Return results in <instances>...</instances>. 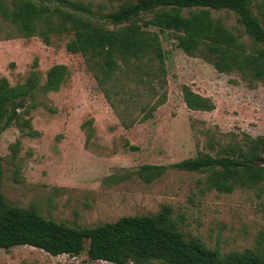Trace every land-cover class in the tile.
Returning <instances> with one entry per match:
<instances>
[{"label":"rangeland","instance_id":"rangeland-1","mask_svg":"<svg viewBox=\"0 0 264 264\" xmlns=\"http://www.w3.org/2000/svg\"><path fill=\"white\" fill-rule=\"evenodd\" d=\"M214 16L229 28L238 26L234 13L214 12ZM72 39L73 35H55L47 45L38 37H0V77L13 86L25 83L36 63L42 83L53 66L69 69L59 92L39 94L36 109L0 136L2 191L8 202L21 208L35 206L46 219L77 228H95L123 217L154 216L169 206L172 219L187 237L199 238L224 254L264 245V187L222 194L205 189V175L175 169L152 184L136 175L127 177L144 165L170 168L197 158L209 153L210 143L216 146L245 135L263 136L264 85L251 86L238 74L219 73L202 58L188 56L172 34L164 33L167 86L159 90V96L166 94L165 103L152 119L126 129L85 59L68 52ZM128 86L136 88L133 83ZM183 86L209 98L216 109L190 111L183 100ZM135 94L140 104L157 103L158 98L145 90ZM133 110L138 117L139 109ZM91 120L89 138L84 126ZM0 264L112 263L93 261L87 252L54 257L21 246L0 249Z\"/></svg>","mask_w":264,"mask_h":264},{"label":"trees","instance_id":"trees-1","mask_svg":"<svg viewBox=\"0 0 264 264\" xmlns=\"http://www.w3.org/2000/svg\"><path fill=\"white\" fill-rule=\"evenodd\" d=\"M214 12L234 13L238 26L229 28ZM164 33L172 34L188 56L202 58L219 73L238 74L251 86L264 85V0H0L1 38L38 37L50 45L55 35H73L68 52L85 59L126 129L152 119L165 103L166 94L159 96V90L167 86ZM36 68L37 63L25 83L16 86L0 77V136L36 109L39 94L59 92L69 78L67 66L55 65L42 83ZM132 83L135 90L128 86ZM140 89L158 98L157 103L140 104L135 94ZM182 93L190 111L216 109L209 98L187 86ZM133 109H139L138 117ZM92 122L84 126L89 138ZM19 145L18 141L14 146V156ZM209 147V153L170 168L144 165L127 177L136 175L152 184L175 169L205 175V189L222 194L264 187V135H245ZM3 175L0 155L2 250L28 246L54 257L87 252L93 261L112 264H264L263 244L224 254L199 238L187 237L172 219L169 206L154 216L123 217L95 228L57 223L43 217L35 206H12L2 191Z\"/></svg>","mask_w":264,"mask_h":264}]
</instances>
